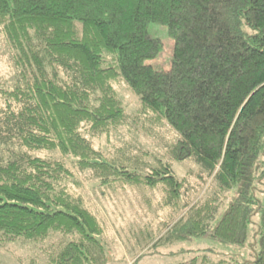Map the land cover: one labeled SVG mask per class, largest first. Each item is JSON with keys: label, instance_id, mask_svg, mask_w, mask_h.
I'll return each instance as SVG.
<instances>
[{"label": "trees", "instance_id": "trees-1", "mask_svg": "<svg viewBox=\"0 0 264 264\" xmlns=\"http://www.w3.org/2000/svg\"><path fill=\"white\" fill-rule=\"evenodd\" d=\"M151 24L173 39L169 71L146 64L162 48ZM0 36L11 54L0 82V244L30 242L42 264H105L103 226L77 192L85 175L107 190L161 189L172 212L187 209L165 227L169 244L210 232L244 246L259 214L253 259L212 264H264V0H0ZM114 84L137 97L133 114ZM123 127L157 147L93 146ZM184 161L197 167L194 183L174 173Z\"/></svg>", "mask_w": 264, "mask_h": 264}, {"label": "rangeland", "instance_id": "rangeland-1", "mask_svg": "<svg viewBox=\"0 0 264 264\" xmlns=\"http://www.w3.org/2000/svg\"><path fill=\"white\" fill-rule=\"evenodd\" d=\"M148 33L152 38L161 41L162 48L161 52L154 59L148 60L146 64L157 70L169 71L174 42L167 28L151 24L148 27ZM10 58L9 48L0 36V82L11 77ZM114 87L124 103L127 114H133L138 102L137 97L121 84H114ZM136 134L134 128L123 127L101 137H95L92 142L96 149L106 153L113 151L121 141L129 142L145 150H154V147H157V143L148 139L143 133H140V137ZM164 138L167 140L168 134L165 133ZM173 169L177 178H186L190 183H194L197 167L191 161L175 162ZM78 179L81 187L77 192L82 191L86 205L103 226L105 264H212L220 259L233 258L251 261L254 250H258L254 242L258 238L255 232L260 225L259 214H255L251 219L247 242L244 246L223 243L213 238L210 232L204 237L169 244L166 241L168 234L164 235L165 227L177 222L187 209L179 208L177 212H172L163 204L161 189L120 185L107 190L106 187L95 184L96 182L88 176H80ZM208 184L203 187L201 193L199 191L196 195L195 202L209 193ZM258 189L261 188L258 187ZM236 192L237 187L227 194L224 205L219 208L214 220L210 223V230L220 220ZM257 198L262 201L264 195L258 192ZM160 238L162 240H159ZM155 242L157 245L153 246ZM34 247V244L24 241L0 244V264H29L31 259L42 264L43 259L36 257L38 256L37 248L34 249Z\"/></svg>", "mask_w": 264, "mask_h": 264}]
</instances>
